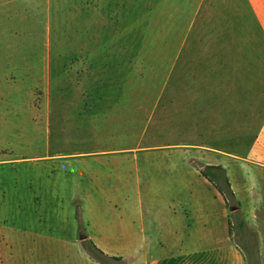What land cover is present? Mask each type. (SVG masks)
Returning <instances> with one entry per match:
<instances>
[{
  "label": "rangeland",
  "instance_id": "1",
  "mask_svg": "<svg viewBox=\"0 0 264 264\" xmlns=\"http://www.w3.org/2000/svg\"><path fill=\"white\" fill-rule=\"evenodd\" d=\"M263 130L264 30L248 0H0L3 264H120L83 232V188L95 240L143 264L153 252L143 237L105 232L127 213L110 202L149 184L222 201L198 171L230 208L228 171L264 197V155L252 153ZM242 215L231 212V234L260 264Z\"/></svg>",
  "mask_w": 264,
  "mask_h": 264
},
{
  "label": "crops",
  "instance_id": "2",
  "mask_svg": "<svg viewBox=\"0 0 264 264\" xmlns=\"http://www.w3.org/2000/svg\"><path fill=\"white\" fill-rule=\"evenodd\" d=\"M248 3L264 30V21L262 20L264 0H248ZM260 141L261 143L254 148L252 153L264 155V130L261 132ZM166 154L160 152L155 158H166ZM222 168L226 169L223 165ZM196 170L198 169L196 168ZM258 170L259 175L264 177V165ZM79 172L82 176L83 185H86V172L82 168V164L81 168L79 166ZM203 172L198 171V174L205 179L208 186L210 185L218 193L222 201L210 197L209 199L197 189L189 196L185 195V197L176 196L175 191H172L174 187L164 188L168 194H154V189L149 184L142 193L140 191L139 198H129L124 202L118 200L110 202L108 206H111V208L122 206L126 208L127 213L123 219L111 220L105 232L110 233L113 237L120 236L132 240L137 235L143 237V241L147 242L153 251L152 255L147 259L145 258L143 264H250L249 257L244 252L241 244L235 239V234H231V212H235L236 214H243V220L248 222L256 232L259 239V250L257 252L259 263L264 264V197L256 194L258 189L250 191L246 187L248 183L244 185L235 182V178L228 171L227 176L231 188L239 202L237 207L230 208L229 202L217 187L203 176ZM92 185L94 189H103V182L98 179ZM248 194H251L252 197H248ZM86 196L88 197L89 194L83 188L81 210L84 223L87 215L90 217V225L84 227L83 232L86 237L92 238L97 247L106 255L117 257L118 254H116L117 252L113 246L98 242L95 239L100 238V235L94 236L95 234H91L96 233L98 209L94 200L87 199ZM139 222H141V225H139ZM133 247L132 243L128 242L125 245V250L129 253ZM83 248L87 253L85 246ZM50 251L54 254L53 250ZM77 260L73 264H100L95 259L91 257L87 259L83 255L78 257ZM132 261L126 259L125 263L131 264ZM0 262L3 264L1 251Z\"/></svg>",
  "mask_w": 264,
  "mask_h": 264
},
{
  "label": "trees",
  "instance_id": "3",
  "mask_svg": "<svg viewBox=\"0 0 264 264\" xmlns=\"http://www.w3.org/2000/svg\"><path fill=\"white\" fill-rule=\"evenodd\" d=\"M203 176H205L211 183H213L214 184V182L209 178V176H207L206 175V173L205 172H203ZM215 185V184H214ZM217 187V186H216ZM218 189V188H217ZM221 193V192H220ZM222 194V193H221ZM223 195V194H222ZM224 196V195H223ZM226 199V198H225ZM227 200V199H226ZM228 201V200H227ZM96 249L98 250V252L101 254V255H103V256H107L103 251H101L99 248H97L96 247ZM113 258V260H115V261H117V262H119L120 264L123 262V258L122 257H112ZM0 264H1V262H0Z\"/></svg>",
  "mask_w": 264,
  "mask_h": 264
},
{
  "label": "water",
  "instance_id": "4",
  "mask_svg": "<svg viewBox=\"0 0 264 264\" xmlns=\"http://www.w3.org/2000/svg\"><path fill=\"white\" fill-rule=\"evenodd\" d=\"M232 210H234V209H232Z\"/></svg>",
  "mask_w": 264,
  "mask_h": 264
}]
</instances>
